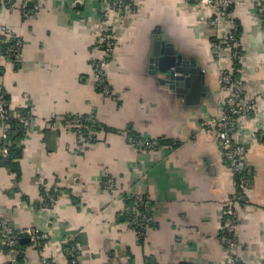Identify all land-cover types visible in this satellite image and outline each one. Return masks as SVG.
I'll return each mask as SVG.
<instances>
[{"label":"crops","instance_id":"obj_1","mask_svg":"<svg viewBox=\"0 0 264 264\" xmlns=\"http://www.w3.org/2000/svg\"><path fill=\"white\" fill-rule=\"evenodd\" d=\"M132 1L133 12L116 14L109 0H0V43H20L0 51V95L8 115L30 123L20 154L0 162V219L27 234L20 264H229L221 236L233 216L241 263L264 264V0H238L217 26L213 8L190 0ZM109 26L105 96L94 64ZM157 40L194 63L197 85L161 82L164 47L150 68ZM221 71L254 102L233 130L246 149L242 192L214 134L226 97ZM70 116L95 121L85 125L87 145L63 123ZM130 137L159 145L144 150ZM44 187L55 197L48 207ZM135 196L154 220L142 237L126 215ZM8 261L0 243V264Z\"/></svg>","mask_w":264,"mask_h":264},{"label":"built area","instance_id":"obj_2","mask_svg":"<svg viewBox=\"0 0 264 264\" xmlns=\"http://www.w3.org/2000/svg\"><path fill=\"white\" fill-rule=\"evenodd\" d=\"M195 4H200L213 8L215 11L214 17L210 20L212 26H217L219 21L227 15V9L229 6L241 4L238 0H190ZM110 7L116 14L129 13L135 10V6L132 0H111ZM106 19V17H104ZM237 27L234 25L233 31L229 33L227 37V44L230 48L237 46ZM102 42L104 44V59L101 62L94 64V72L96 79V86L100 90L101 94L105 96H111V91L106 84L104 78V69L112 56L115 41L111 34V26L107 27L102 34ZM216 49L220 50V44H216ZM20 49L19 41L15 40L14 44L5 49V53H15ZM235 58L236 54L233 55ZM219 84L221 90L226 94L224 100V109L217 119L214 127V134L217 139L218 146L230 163V166L235 175H237V185L241 192L246 188L248 177L245 163V146L242 144L234 143L233 130L236 123L240 119L250 117L254 109V102L245 100L242 92V82L240 79L232 76L230 72L221 71L219 76ZM6 102L3 96L0 95V123L3 126V134L0 139V157L10 158L12 143L8 140L9 124L7 123L8 113L5 108ZM19 121L22 123L25 133L28 131L30 123L29 119L20 117ZM80 121V122H79ZM94 120L92 117H84L81 122L80 117L70 116L63 120V123L73 128L77 142L79 145H87L89 138L84 132L85 125H90ZM83 123V124H82ZM130 143L134 144L141 149L156 148L159 142L156 140L136 139L134 137L129 138ZM106 185L113 183L111 178H107L104 182ZM44 197H42V205L49 206L55 202L54 194L51 190L43 188ZM132 206L127 209L126 215L128 223L131 228L135 230L139 237H142L147 228L153 224V216L144 209V202L139 196L132 197ZM238 219L232 217L231 221L227 224L224 233L221 236V243L226 248L229 254V264H239L241 261L237 256V241L235 240L236 228ZM33 239L38 238L45 239L46 236L38 233L37 231L30 232ZM0 243L5 248L6 254L9 256V261L5 264H20L18 260L19 256V239L18 234L13 233L8 226L5 219H0ZM69 255L74 259L75 249L69 248Z\"/></svg>","mask_w":264,"mask_h":264},{"label":"water","instance_id":"obj_3","mask_svg":"<svg viewBox=\"0 0 264 264\" xmlns=\"http://www.w3.org/2000/svg\"><path fill=\"white\" fill-rule=\"evenodd\" d=\"M154 45L157 48L154 54L156 59L153 57V59L150 60V68H154V65L158 63L157 53L160 50L159 48L164 47L165 54H167L165 61L166 67L162 72L164 75V79L161 81L162 83H167L171 88H176V86L180 84L183 85V87H187L190 81L196 85L198 84V70L194 67L192 61H188L183 55L176 53L174 48L166 42L157 40L154 42ZM193 92L198 94L196 90ZM26 235L25 233L18 234L19 243L22 244L25 242L24 237H26Z\"/></svg>","mask_w":264,"mask_h":264},{"label":"trees","instance_id":"obj_4","mask_svg":"<svg viewBox=\"0 0 264 264\" xmlns=\"http://www.w3.org/2000/svg\"><path fill=\"white\" fill-rule=\"evenodd\" d=\"M109 1L111 2V0H109ZM14 42H15L14 39L10 40V39L4 38L3 41L0 43V51H4L7 47L12 45ZM3 99L7 100V96L3 95ZM83 118L84 117H80L81 122H83ZM7 123L9 124V127H10L9 133H8V140L11 141L12 147L10 150L11 151L10 152L11 153L10 158L0 157V162H3L4 164H6L8 162L10 163L15 158L16 154H18V153L20 154L19 150L21 148L19 146V140L24 136V133H25L24 127H23L22 123L19 121V119H16V118L9 115L8 119H7ZM94 123H95V121L93 123H91L90 125H93ZM84 132H85V134H87L85 131V128H84ZM247 176H248V173H247ZM236 177H237V175H236ZM68 246H72V245H68ZM19 256H20V254H19ZM239 264H242V263L240 262Z\"/></svg>","mask_w":264,"mask_h":264}]
</instances>
